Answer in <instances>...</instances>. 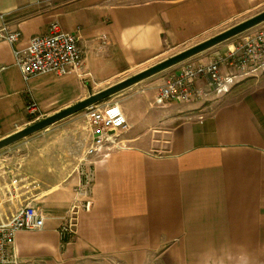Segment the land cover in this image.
<instances>
[{
    "label": "crops",
    "instance_id": "1",
    "mask_svg": "<svg viewBox=\"0 0 264 264\" xmlns=\"http://www.w3.org/2000/svg\"><path fill=\"white\" fill-rule=\"evenodd\" d=\"M130 1L0 0V15L21 33L15 46L0 42V141L30 126L29 103L38 107L34 120L56 114L90 89L99 93L158 64L167 50L234 27L257 0ZM52 24L79 32L81 76L25 82L14 50ZM234 38L197 61L225 56L243 37ZM221 73L234 70L226 64ZM197 85L207 89L202 80ZM157 87L150 80L115 95L128 124L125 148L86 164L94 176L92 208L78 213L70 241L58 234L81 183L70 135L35 143L22 156L0 154V222L30 204L44 220L41 231L16 235L20 264H264V70L190 104L157 107Z\"/></svg>",
    "mask_w": 264,
    "mask_h": 264
},
{
    "label": "built area",
    "instance_id": "2",
    "mask_svg": "<svg viewBox=\"0 0 264 264\" xmlns=\"http://www.w3.org/2000/svg\"><path fill=\"white\" fill-rule=\"evenodd\" d=\"M6 14L0 15V42L15 46L21 39L19 31H13L7 24ZM106 42H103L105 45ZM14 58L25 82L38 76L54 74L62 77L69 72L81 76L83 54L79 47V32L65 33L58 24H52L49 32L34 38L27 48L14 50ZM228 64L234 73L222 75L221 67ZM264 70V27L245 35L241 42L225 56L216 53L207 63L201 61L185 64L174 75L157 87L155 105L190 104L226 94L239 80L256 75ZM204 81L206 90L199 88ZM30 116L38 114L34 103L27 105ZM91 141L80 155L78 171L81 183L77 188V200L68 220L60 226L58 234L64 242L76 235L77 215L92 208L93 171L86 167L89 159L104 150H121L124 145L120 137L128 130L126 117L117 103H100L86 109ZM44 220L35 204L20 209L10 220L0 222V264H20L15 253V239L20 232L41 231Z\"/></svg>",
    "mask_w": 264,
    "mask_h": 264
},
{
    "label": "rangeland",
    "instance_id": "3",
    "mask_svg": "<svg viewBox=\"0 0 264 264\" xmlns=\"http://www.w3.org/2000/svg\"><path fill=\"white\" fill-rule=\"evenodd\" d=\"M142 1L145 0H131V3H140ZM261 13H264V0H257L253 6L250 8V10L243 15L242 18L238 19L236 22H234L232 25H239L242 22H245ZM239 23V24H237ZM234 26V27H235ZM261 27H264V23L238 35L237 37L234 38V40H238L239 37H244L247 34H251L253 32H256L257 30H259ZM233 28V27H232ZM231 29V28H230ZM229 30V29H228ZM227 31V30H226ZM225 32V31H224ZM223 33V32H222ZM211 39V38H210ZM202 43V42H201ZM198 45V44H196ZM194 45V46H196ZM194 46H190L189 48H192ZM189 48H182V49H174V50H167V52L165 54H163L162 57H160L157 61L160 63V61H164L166 59H169ZM208 50L192 57V59H189L185 62H182L174 67H171L170 69H167L153 77H151V79H146L140 83H138L137 85H134L132 87V90H141L146 88V84L148 82H150V80H153L154 83H156V85L158 84V86L163 85L170 76L174 75L180 68H182L185 64H189V63H196L199 62L197 61L198 58H200L201 56H204L205 54H207L208 52H210ZM136 74H133L132 76H134ZM130 76V77H132ZM128 77V78H130ZM155 78V79H154ZM127 79V78H126ZM120 80V79H119ZM117 80V81H119ZM124 81V80H123ZM98 89H90V94L96 92ZM157 91V88H156ZM115 96L103 101L102 103H113V99ZM205 103L208 101H204ZM39 116V114H36L35 116H31L28 117V121H31V124L38 122L40 120H43L45 118H38V120H34ZM34 120V121H33ZM33 121V122H32ZM30 124V125H31ZM29 126V125H28ZM27 126V127H28ZM66 135H70V142H72L74 144L75 148V153H73L72 156H75L76 158V163L80 165L79 163V159H80V155L82 154V152L84 151V149L87 147V143H89L91 137H90V131H89V126H88V121L86 118V110H83L73 116H70L50 127H48L47 129L40 131L34 135H31L29 137H27L26 139H23L13 145H10L2 150H0V154L7 152L8 150H12V152H15V154L17 156H22L24 153H26L27 151L33 149L36 145L35 143H51L54 140L57 139H63L65 140V136ZM122 137V136H121ZM120 137V139H121ZM75 161V160H74Z\"/></svg>",
    "mask_w": 264,
    "mask_h": 264
},
{
    "label": "water",
    "instance_id": "4",
    "mask_svg": "<svg viewBox=\"0 0 264 264\" xmlns=\"http://www.w3.org/2000/svg\"><path fill=\"white\" fill-rule=\"evenodd\" d=\"M264 23V13H261L211 39H208L192 48H189L169 59H166L120 83H117L99 93L91 94L88 98L83 101L68 107L56 114H53L43 120L35 122L23 130L3 139L0 141V150L13 145L27 137L34 135L40 131L47 129L48 127L73 116L87 108L102 103L103 101L115 96L116 94L137 85L138 83L149 79L171 67H174L182 62H185L192 57L213 48L229 39H232L260 24Z\"/></svg>",
    "mask_w": 264,
    "mask_h": 264
}]
</instances>
